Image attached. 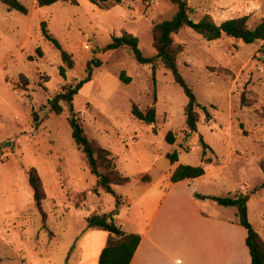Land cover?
<instances>
[{"label":"rangeland","instance_id":"rangeland-1","mask_svg":"<svg viewBox=\"0 0 264 264\" xmlns=\"http://www.w3.org/2000/svg\"><path fill=\"white\" fill-rule=\"evenodd\" d=\"M19 1L28 9L26 15L0 2V264H86L96 243L90 244L85 219L117 210L114 218L126 229L124 219L135 207L121 201L134 202L145 175L157 179L173 164L200 165V136L210 147L204 152V169H214L206 178L215 182L218 194L231 188L248 197L264 184L259 168L264 159L262 42L246 44L228 36L208 41L189 27L173 35L182 46L179 73L210 116L196 108L193 132L185 125L187 96L160 62H155L153 85L151 65L138 63L127 47L100 51L112 36L127 31L138 37L143 55L154 56L150 28L171 18L176 5L168 0H76L37 7L32 0ZM185 1L194 20L213 6L211 0ZM240 10L249 11L245 6ZM259 21L249 17L247 25L254 28ZM41 22L74 61L65 77L59 74L58 51L42 36ZM92 59L101 66L93 67L92 79L74 96L73 114L66 104L59 115L51 112L47 98L84 79ZM121 71L131 78L129 84L119 80ZM133 103L141 109L154 103L155 124L133 118ZM75 113L89 138L109 149L116 167L130 178L114 186L115 196L95 193V177L71 136L67 119ZM168 132L172 144L165 139ZM173 151L178 152L175 163L167 157ZM30 168L37 170L45 192L40 208L27 184ZM213 203L222 209L219 215L232 216V208ZM247 204L255 230L264 234V188Z\"/></svg>","mask_w":264,"mask_h":264},{"label":"trees","instance_id":"trees-1","mask_svg":"<svg viewBox=\"0 0 264 264\" xmlns=\"http://www.w3.org/2000/svg\"><path fill=\"white\" fill-rule=\"evenodd\" d=\"M92 1V0H91ZM176 5V11L169 19H164L150 28L152 47L155 50L154 56H145L139 49L138 37L130 33L123 32L120 36H112L111 41L103 46L100 51L108 52L120 47H127L132 53L134 59L140 64L151 65L153 85H155V62L158 61L164 69L171 72L175 83H177L187 96V103L184 106L185 125L189 131H196L198 116L195 111L200 108L207 119H210L205 106L197 103L194 93L191 88L185 83L181 77L178 66L177 56L182 51V46L173 40V35L178 33L183 27H189L203 39L212 41L228 36L234 39L241 40L246 44L262 42L261 51L264 52V18H262L254 28H249L247 21L248 15L232 18L217 24L212 17L204 14L200 19L194 20L189 16L188 5L185 0H168ZM9 11H17L26 15L28 9L19 0H0ZM70 3L77 4L76 0H36L37 7L50 6L55 3ZM95 3V1H92ZM99 4L115 2L121 0H99ZM98 4V3H97ZM40 30L44 39L49 42L55 50L58 51L62 65L59 67V74L65 77L66 70L73 68L74 61L71 55L62 48L61 44L53 36L46 27L45 22H41ZM40 56V51L37 49ZM101 61L92 59L88 62L86 68V77L77 81L73 85L62 86L60 91L53 97L47 98L46 103L49 110L57 115L62 112V104L68 106V110L73 111V98L81 89V87L92 79L93 67H100ZM119 80L123 84H129L131 78L124 71L119 73ZM155 96L153 101L155 102ZM130 113L133 118L145 125H153L156 122L155 104L141 109L136 104L131 105ZM32 120L37 125V118L32 113ZM68 123L71 127V136L75 144L80 148L85 164L88 170L95 177V193L102 192L106 195L115 196L114 186L125 185L129 183L130 178L124 175L116 167L115 158L111 151L96 140L90 139L85 132L82 124L78 120L76 113L68 117ZM168 143L174 142V137L171 132H168L165 137ZM202 147L201 164L197 166L189 164H179L173 170L170 181L178 182L185 179H194L202 176L205 173L203 159L204 152L210 147L203 141L202 136L199 139ZM171 163L178 161V152L173 151L167 154ZM208 162V161H207ZM259 168L264 174V159L259 161ZM27 184L32 192L33 202L35 207L40 208L42 201L45 199V192L42 186L41 178L35 168H30L25 173ZM150 177L145 175L139 182L147 183ZM259 188H264V184L254 187L251 191L253 194ZM199 197L198 195H195ZM84 197V194L82 195ZM201 198L210 199L219 205L230 206L236 208V221L246 230L245 245L250 256V264H264V239L252 227L247 217L246 202L248 197L244 195L228 194L227 196H200ZM114 214L109 215H92L85 219L88 228L103 230L108 233L105 245L101 250L98 258V264H130L137 246L141 240V236L137 233L124 232L116 223ZM109 218V219H108Z\"/></svg>","mask_w":264,"mask_h":264},{"label":"crops","instance_id":"crops-1","mask_svg":"<svg viewBox=\"0 0 264 264\" xmlns=\"http://www.w3.org/2000/svg\"><path fill=\"white\" fill-rule=\"evenodd\" d=\"M211 1L213 6L207 5L195 20L204 14L210 15L217 24L243 15L257 20L264 18V0ZM32 4L35 5L36 0H32ZM240 6L249 11H241ZM119 14L124 22L125 15ZM175 165L168 174L157 179L150 177L147 183H137L134 202L131 198L121 201L135 208L132 216L124 219L126 229L114 218L116 223L124 232L141 236L130 264H250L245 245L246 230L236 221V208L227 207L232 208L233 213L231 217H224L218 214L222 209L213 205L212 200L200 197L242 194L231 188H224L218 194L215 182L206 178L214 169L206 167L205 173L198 178L171 182ZM247 217L254 228L248 204ZM258 233L264 239V234ZM89 237L91 246L95 241L96 249L86 264H98L108 233L91 228Z\"/></svg>","mask_w":264,"mask_h":264},{"label":"built area","instance_id":"built-area-1","mask_svg":"<svg viewBox=\"0 0 264 264\" xmlns=\"http://www.w3.org/2000/svg\"><path fill=\"white\" fill-rule=\"evenodd\" d=\"M87 48V46H85ZM0 158H1V153H0Z\"/></svg>","mask_w":264,"mask_h":264},{"label":"water","instance_id":"water-1","mask_svg":"<svg viewBox=\"0 0 264 264\" xmlns=\"http://www.w3.org/2000/svg\"><path fill=\"white\" fill-rule=\"evenodd\" d=\"M71 114H73V113H71ZM109 219V218H108Z\"/></svg>","mask_w":264,"mask_h":264}]
</instances>
